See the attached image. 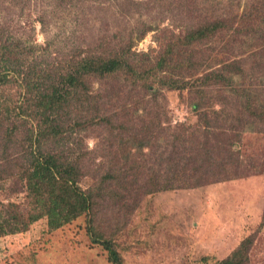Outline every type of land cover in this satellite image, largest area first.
<instances>
[{
	"label": "trees",
	"instance_id": "trees-1",
	"mask_svg": "<svg viewBox=\"0 0 264 264\" xmlns=\"http://www.w3.org/2000/svg\"><path fill=\"white\" fill-rule=\"evenodd\" d=\"M10 1L15 7L25 0ZM46 1L54 3V9H60L66 5L64 2L72 5L92 0ZM233 1L232 4L227 0L223 6L220 1L202 2L204 5L199 6L197 0H181L180 6L187 8L198 23L188 27L183 37L171 35L166 41L160 38L161 50L155 62L132 51L136 41L131 37L111 34L97 41L96 47L103 49L100 53H92L90 49L82 53L79 46H71L66 54L69 60L44 64L38 74L21 65L20 43L2 41L1 35H8V29L0 30V87L13 81L23 88L25 96L15 104L0 101V127L6 140L11 142L21 131L24 136L15 143L26 148L15 159L9 160L10 155H6L5 164L9 168L4 172L12 168L24 183L32 208L28 223L46 218L49 229L56 230L93 212L96 193L83 190L79 179L87 173L83 164L87 153L81 141L86 131L95 128L109 134L106 145L98 151L108 159L105 170L97 173L98 192L120 185L124 197L120 193L117 197L127 200L131 194L186 189L237 177L219 155L218 148L223 143L211 144L208 138L200 142L196 135H187L185 129L182 133L164 132L160 120L149 111L142 108L143 114L135 115L140 102L135 103L132 112L118 113L113 103L116 100L92 87L94 82L120 77L125 88L130 94L137 93L138 99L141 91H152L153 81L171 90L190 88L197 98L192 107L201 110L203 128L207 129L209 123L210 131L219 127V132L226 135L228 127L223 123L227 120L244 124L251 120L263 125L264 85L258 86L254 80L259 78L258 74L264 76V0ZM204 6L207 9L203 10ZM149 30L150 27L143 29L136 40H141ZM78 33L76 29L68 38L70 44L82 41H76L83 37ZM50 46L46 44L45 49ZM245 46L248 49L241 51ZM157 71L168 76L156 80ZM32 74L36 76L34 82L29 78ZM230 74L248 78L255 86L249 89L240 85L234 91L229 87ZM217 103L220 110H215ZM73 132L83 133L82 139L70 141L66 134ZM136 154L140 155V161ZM140 175L144 176L141 182ZM20 222L15 215L0 209V235L17 231ZM87 228L96 237L90 221ZM101 240L94 239V243L104 246L112 264H121L112 243ZM246 243L241 241L229 257L217 264H244Z\"/></svg>",
	"mask_w": 264,
	"mask_h": 264
},
{
	"label": "rangeland",
	"instance_id": "rangeland-1",
	"mask_svg": "<svg viewBox=\"0 0 264 264\" xmlns=\"http://www.w3.org/2000/svg\"><path fill=\"white\" fill-rule=\"evenodd\" d=\"M216 1L223 6L227 0H197L199 6L204 5L202 2L215 4ZM180 2L92 0L72 5L64 2L66 5L54 9V3L46 0H25L15 7L10 0H0V30L8 29V35H1V38L2 41L20 43L21 65L38 74L42 73L39 67L44 69V64L69 60L66 54L71 51V46H79L82 53L87 49L100 53L103 49L96 47L97 41L107 39L111 34L125 39L131 37L136 41L132 51L144 54L142 59L155 62L161 50L158 47L160 38L166 41L171 35L183 37L188 27L198 23ZM147 27L151 30L141 40H136ZM76 29L77 35L83 36L76 41H82L70 44L68 38ZM46 44L51 45L49 49H45ZM247 49L245 46L241 51ZM156 74V80L168 76L158 71ZM260 75L263 73L258 74L254 83L264 85V76ZM29 78L34 82L36 76L32 74ZM229 78L231 84L234 83L229 87L232 86L234 91L240 85L249 89L255 86L248 78L236 74H230ZM123 82L120 77L107 78L94 82L92 87L94 91L113 97L118 113L132 112L135 103L140 102L135 115L149 111L160 120L164 132L182 133L185 129L187 135H196L195 139L200 142L208 138L211 144L223 143L219 145V155L237 177L145 195H128L130 190L127 193L129 199L123 200L124 191L120 185L109 190L103 188L101 192L96 188L97 173L108 165V159L98 151L106 145L109 134L96 128L86 131L83 139V133H68L70 141L77 137L82 139L87 153L83 162L87 173L80 177L79 186L96 193L95 205L89 215L51 230L46 218L28 223L32 208L24 183L12 168L4 172L9 168L5 159H15L26 149L15 143L24 135L19 131L8 142L3 127H0V209L22 221L17 231L0 235V264H112L104 246L94 243V239L110 241L121 264H217L229 257L241 241H246L248 247L244 252V264H264V124L227 120L223 123L228 127L226 135L219 132V127L210 131L209 123L207 129L201 126V110L192 107L197 98L190 88L171 90L153 81L152 91H141L140 100L136 98L137 93L130 94ZM226 91L229 93L228 88ZM24 97L23 88L13 81L0 87V101L15 104ZM220 109L217 103L215 110ZM6 155L10 156L5 158ZM136 156L140 161V155ZM143 179V175L138 177L139 182ZM118 193L123 194L121 199L117 197ZM89 221L96 237L88 231Z\"/></svg>",
	"mask_w": 264,
	"mask_h": 264
}]
</instances>
